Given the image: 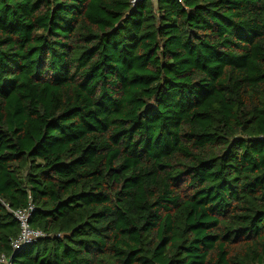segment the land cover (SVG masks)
Segmentation results:
<instances>
[{
  "label": "trees",
  "instance_id": "16d2710c",
  "mask_svg": "<svg viewBox=\"0 0 264 264\" xmlns=\"http://www.w3.org/2000/svg\"><path fill=\"white\" fill-rule=\"evenodd\" d=\"M1 254L264 264V0H0Z\"/></svg>",
  "mask_w": 264,
  "mask_h": 264
},
{
  "label": "built area",
  "instance_id": "2783aa9c",
  "mask_svg": "<svg viewBox=\"0 0 264 264\" xmlns=\"http://www.w3.org/2000/svg\"><path fill=\"white\" fill-rule=\"evenodd\" d=\"M142 0H129L130 5L133 7L138 2ZM178 2H182V0H177ZM33 207L31 204H28L25 208L18 209H8L12 216L17 220L19 224V232L18 234L10 240L11 249L15 251H19L22 248L30 245L35 242L37 239L44 237V233L35 228H31L29 225V217L31 214ZM0 264H13L10 257H7L3 254L0 255Z\"/></svg>",
  "mask_w": 264,
  "mask_h": 264
}]
</instances>
